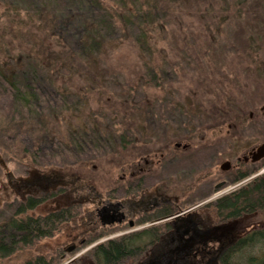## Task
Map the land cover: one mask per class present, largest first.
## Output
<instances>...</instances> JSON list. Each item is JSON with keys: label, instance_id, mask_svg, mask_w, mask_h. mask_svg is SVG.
Masks as SVG:
<instances>
[{"label": "rangeland", "instance_id": "rangeland-1", "mask_svg": "<svg viewBox=\"0 0 264 264\" xmlns=\"http://www.w3.org/2000/svg\"><path fill=\"white\" fill-rule=\"evenodd\" d=\"M15 1L12 7L0 6V223L15 211V205H8L12 196L4 201L10 194L3 192L8 175L24 179L30 170L60 168L81 173L82 190L64 189L47 197L30 213L39 216L80 205L95 194L118 199L109 192L121 185L127 155L135 161L165 140L179 142L188 133L195 134L193 147L199 149L197 134L210 133L206 137L216 141L221 133L228 144L223 150L189 154L207 160L211 225L229 229L236 222L240 235L222 251L199 255L191 249L189 256L198 264H220L223 253L237 247L246 231L264 230V208L228 218L217 200L246 184L219 166L264 143V0H136L123 5L111 0L117 11L139 10L130 23L132 16L123 11L124 29L121 23L119 29L109 24H119L117 13L108 17L84 0ZM146 14L148 44L138 36L140 26L145 28L139 17ZM98 128L103 140L85 153L64 156L56 142L68 144L71 132ZM34 149H39L36 162ZM200 160L186 163L184 172L177 163V172L165 181L186 184L188 170L203 168ZM262 169L264 165L255 174ZM218 178L226 183L215 190ZM197 206V201L183 203L180 217ZM88 208L80 207L79 215L71 214L53 234L18 247L0 264H25L37 256L56 264L74 259L87 264L91 247L124 233L113 228L83 234L79 227L87 222L83 211ZM83 240L89 241L80 244ZM248 246L231 264H247L248 258L264 253L262 246ZM189 256L169 259L171 264H194Z\"/></svg>", "mask_w": 264, "mask_h": 264}, {"label": "flooded vegetation", "instance_id": "flooded-vegetation-1", "mask_svg": "<svg viewBox=\"0 0 264 264\" xmlns=\"http://www.w3.org/2000/svg\"><path fill=\"white\" fill-rule=\"evenodd\" d=\"M197 135H200L197 137L198 144L201 146L199 149L193 147L192 140L195 134L188 133L184 140L179 142L172 138L165 140L160 147L155 151L153 150L151 155L148 153L139 159H135V161L129 159L128 155L126 158L124 157L120 177L121 185L109 192V194L119 195L118 199L109 197L102 199L95 194L92 197L89 196L87 201L83 199L85 202L80 200L79 204L82 208L89 205V210L83 211V213L88 214L85 217L87 222L84 227H79L84 232L83 234L88 235L94 230L100 234L101 231L120 228L124 232L122 235H142L144 239L140 250L143 252V256L135 262L136 264H171L169 258L172 256L182 253L189 256L191 253L188 252L191 249L199 252V255L205 250L222 251L235 238H239L240 234L236 230V222L230 223L233 225L226 234L222 232L223 228L214 229V225H211L206 214L209 207L206 198L209 174L204 169L207 160H200V157L193 158L192 154H189L193 150L198 155H201V150H223L228 144L224 139H220L221 133L218 134L220 137L216 141L206 137L210 133ZM257 147L250 149L242 157L232 155L227 158L228 161L225 160L219 166V171L232 173L233 179H246V184L232 192L228 197L236 196L235 194L240 190H246L248 187L256 188L264 181L263 169L255 174L259 168L263 167L264 158L252 161L251 157V153ZM194 160L196 162L200 160L203 168L200 167L195 171L188 170L183 177V180L187 182L186 184L176 187L165 181L164 177L177 172L175 168L177 163L183 167L180 170L184 172L187 168L185 164L194 162ZM222 165H225L227 170H223ZM167 168L171 170L169 171ZM247 176H250L249 179ZM219 179L214 184L215 190L226 183ZM75 184L78 191L82 190L80 176H78ZM87 185L91 190H94L93 185ZM224 198L226 197L217 200L220 203ZM194 201L198 202L196 207L198 210L189 213L186 217H180L181 214L179 213H181L183 203L188 204ZM112 217H115L119 222L104 225V222L109 221ZM178 217L179 219H177ZM256 229L250 228L246 234L254 232ZM145 235H153L154 237L147 238ZM85 243L87 244L88 241L80 242V244ZM189 257L194 262V257ZM194 264L198 263L194 262Z\"/></svg>", "mask_w": 264, "mask_h": 264}, {"label": "trees", "instance_id": "trees-1", "mask_svg": "<svg viewBox=\"0 0 264 264\" xmlns=\"http://www.w3.org/2000/svg\"><path fill=\"white\" fill-rule=\"evenodd\" d=\"M12 1V2H11ZM87 4L92 5L95 9L101 10L105 15L114 16L117 13L120 22L117 23L114 20H109V24L112 23L116 29L118 26L122 25L125 28L126 22L123 16V11L129 15H136L139 13L137 8L117 11L110 4H113L111 0H84ZM136 0H122L121 5L128 2H133ZM15 5V0H0V6L4 5L7 7H12ZM115 12V13H114ZM135 16L128 17L127 20L130 23L135 20ZM147 14L141 15L139 20L142 21L145 28L138 29L139 35L144 40H148L147 32ZM145 40V42H146ZM143 41V40H142ZM141 41V43H142ZM146 42V44H148ZM142 47L145 46L141 44ZM153 61V60H152ZM153 63H155L153 61ZM152 68V67H151ZM68 96V95H67ZM89 133L76 131L71 132L68 137L70 143H66L64 139L61 141H56L60 145V149L63 150V155H79L85 153L87 150H92L93 148L99 147L97 142L104 138L101 134V130L92 129L88 130ZM87 131V132H88ZM76 139V140H74ZM103 140V139H102ZM76 141V142H75ZM64 147V148H63ZM39 149H34L32 158L35 160L36 153ZM39 170H30V172L24 177V179H17L15 177L9 176L7 184L4 186L3 192H10V194H5L8 201L10 196H12L11 203L9 206L15 205V211L8 220H4L0 223V258L11 255L18 247L29 245L34 241H39L41 239L47 238L55 232V230L71 218V214L75 216L79 215L81 205L71 204L66 207L50 211L42 215H30L31 211L38 208V206L43 205L47 197L57 195L61 190L76 188L75 182L78 176L81 177V173L75 170H70L66 168H60L58 171L53 169L47 170V172L36 173ZM46 171V169H43ZM31 173V174H30ZM35 176L41 178L34 179ZM9 195V197H8ZM236 196L226 197L220 201V210H224L226 217L230 218L234 215L241 213H251L255 209L264 208V181L256 186V188L248 187L246 190H240ZM75 210V212H74ZM104 235L101 233L100 236ZM147 236V235H145ZM154 237L153 235H148L147 238ZM143 236L136 235H121L115 238L107 239L102 243H98L91 247L87 251L86 262L87 264H123L125 261L131 259H137L141 256L140 246L142 245ZM89 241V240H88ZM250 242V243H249ZM249 243V244H248ZM248 245H258L264 247V230L251 232L244 236L242 241L236 245L237 247L230 248L220 257V264H231L233 256L238 254L243 249H248ZM264 251V250H262ZM25 264H56L54 260H46L43 256H37ZM68 264H80V261L75 259ZM247 264H264V253L256 258H248Z\"/></svg>", "mask_w": 264, "mask_h": 264}, {"label": "water", "instance_id": "water-1", "mask_svg": "<svg viewBox=\"0 0 264 264\" xmlns=\"http://www.w3.org/2000/svg\"><path fill=\"white\" fill-rule=\"evenodd\" d=\"M252 161H258L262 158H264V143L260 144L254 151L251 153ZM223 170H227V167L225 165H222ZM114 222H119L115 219V217H112L109 221L104 222V225L114 224ZM226 229L223 228L222 232L226 234ZM73 249V248H72Z\"/></svg>", "mask_w": 264, "mask_h": 264}]
</instances>
